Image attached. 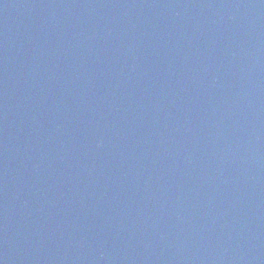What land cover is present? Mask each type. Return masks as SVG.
I'll return each instance as SVG.
<instances>
[{"label": "water", "instance_id": "water-1", "mask_svg": "<svg viewBox=\"0 0 264 264\" xmlns=\"http://www.w3.org/2000/svg\"><path fill=\"white\" fill-rule=\"evenodd\" d=\"M0 264H264V0H0Z\"/></svg>", "mask_w": 264, "mask_h": 264}]
</instances>
